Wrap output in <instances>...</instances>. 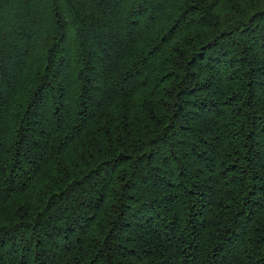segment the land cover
Returning a JSON list of instances; mask_svg holds the SVG:
<instances>
[{"label": "trees", "instance_id": "1", "mask_svg": "<svg viewBox=\"0 0 264 264\" xmlns=\"http://www.w3.org/2000/svg\"><path fill=\"white\" fill-rule=\"evenodd\" d=\"M0 264H264V0H0Z\"/></svg>", "mask_w": 264, "mask_h": 264}]
</instances>
